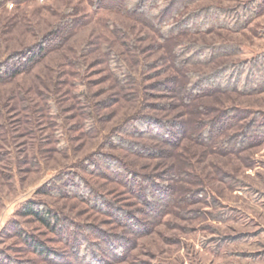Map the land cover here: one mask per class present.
<instances>
[{
  "label": "rangeland",
  "instance_id": "374dc122",
  "mask_svg": "<svg viewBox=\"0 0 264 264\" xmlns=\"http://www.w3.org/2000/svg\"><path fill=\"white\" fill-rule=\"evenodd\" d=\"M115 1H107L111 6L100 10L93 7V0H22L0 5V62L20 51L37 52L42 41L54 43V36L61 34L58 27L74 21L61 35L64 41L55 47L49 43L51 49L30 70L0 83V264H78L72 249L54 231L19 215L30 202L81 224L84 235L92 238L83 248L94 250L102 264H264V137L254 135L240 144V137H233L253 122L264 127V89L214 91L186 105L182 85L192 77L174 68L168 45L151 23L116 9ZM212 6H249L258 14L239 31L220 28L179 39L240 48L239 54L218 65L227 59L254 64V58L264 54V0H200L190 10ZM110 58L128 70L129 76L122 75L124 85L108 68ZM212 69L214 65H197L189 71L202 76ZM219 82L224 81L209 80ZM232 109L237 110L236 125L215 142L206 145L194 138L195 120H210ZM140 113L185 125L178 146L158 142L155 146L164 154L153 157L126 156L108 146L109 135ZM224 140L231 145L226 147ZM103 151L124 156L142 173H167L178 202L159 223L138 214L144 206L120 184L88 175L84 160ZM74 170L88 176L107 197L113 215L54 194L56 176H71ZM172 176L177 179H169ZM200 189L205 194L199 202L180 200ZM121 211L134 212L146 225L144 233L138 236L122 226L115 219ZM16 225L59 257L45 258L27 247L15 233ZM93 229L118 241L106 247L90 234Z\"/></svg>",
  "mask_w": 264,
  "mask_h": 264
},
{
  "label": "trees",
  "instance_id": "16d2710c",
  "mask_svg": "<svg viewBox=\"0 0 264 264\" xmlns=\"http://www.w3.org/2000/svg\"><path fill=\"white\" fill-rule=\"evenodd\" d=\"M8 1L18 4L22 0H0V5H4ZM107 1L109 0H93V7L98 10L107 9L106 6H111ZM198 1L200 0H117L113 4L116 9L123 11V13L131 18L140 22L151 23L152 25H150L154 31L160 34L161 41L168 45V58L169 61L170 59L172 60L174 68L179 72L188 73V76L192 77L189 83L184 82L182 85L184 88L183 98L186 105L196 104L199 97L214 91H239L240 93L249 91V93H253L263 90L264 72L259 74V68L264 70V54L255 57L254 64H248V61L245 60L229 63L227 59L224 63L218 65V62L222 59L239 54L241 52L240 48L238 46L226 45H197L190 41L185 42L179 39L180 36L183 37L187 34L209 32L220 28L232 31L242 30L257 16V10L249 6H239L235 9L212 6L206 8V10H190ZM205 15H207L206 18ZM72 24L74 25L73 20L65 22L62 27L59 26L57 30L61 34L56 35L57 37L54 36V43L52 40L42 41L43 44L37 52L32 53L31 49L28 50L29 54L20 51L8 57V60L13 59V62H9L7 59L0 62V83L6 81L7 78L16 77L25 70H30L41 60L46 51L51 49V46L55 47L60 41L61 43L64 41V37L61 35L65 34ZM118 63L120 62L110 58L108 68L117 77L118 83L124 85L122 81H125V78L129 76V72ZM197 65L208 67L214 65V69H212L213 72L210 74L202 76L199 73L196 74L194 70L189 71L190 68ZM231 72L232 75L228 76ZM234 74L235 77L233 76ZM256 75L259 76V81L257 82L254 81ZM211 79H221L224 82L210 84L209 80ZM131 80L132 83L135 82L134 78ZM163 85L164 88L168 89L165 84ZM236 112V109L223 110L218 116L210 120H195L194 138L202 143L204 142L206 145L215 142L228 129L236 125L238 120ZM90 123L89 130L91 131L94 128H92L91 120ZM254 125L255 123L253 122L243 132L234 134L233 137H240L238 138V144H240V141L244 142L250 139V137L253 138L254 135L264 137V127H256ZM185 131L186 126L182 123L172 124L168 121H163L159 116L140 113L127 119L116 132L109 135L111 143L108 142V146H112L114 150L126 152V156L153 157L164 154L162 150V152H159V149L156 148L155 145H158V142L170 146H178L176 142H179V138L185 134ZM227 139H232V137H228ZM228 140H224L223 142L226 147L231 145V142H228ZM220 145L222 146V144ZM84 163L88 165L85 168L88 175L113 180L120 184L130 197L138 199L140 204L144 206V209L138 211V214L143 213L150 220H154V223H159L167 211L178 202L175 189L167 183L166 172L164 173L165 175L161 174L162 177L159 174L142 173L129 161H126L124 156L104 151L93 154L90 158L85 159ZM70 174L71 176L60 173L56 176L54 179L56 186L54 194L85 201L96 211L113 215L111 210L114 209V206L94 186L88 176L84 177L80 172H76L75 170L70 172ZM175 178V176H172L169 179ZM204 194L205 190L200 189L189 193L180 200L186 203H195L199 202L201 195ZM159 201L163 204L159 205ZM116 214L115 219L130 232L140 236L144 233L143 228L146 230V225L139 220L138 216L134 215V212L121 211ZM19 215L24 218L29 217L33 221L54 231L72 249L71 255L76 258L78 264H102L103 260L95 255L94 250L88 247L83 248L85 244H89L88 240L92 238L84 235L85 229L82 228L81 224H75L72 220L62 216L60 212L53 210L51 207L39 206L34 202L27 203L19 212ZM18 226H15V233L21 237L27 247L33 248L45 258H49L52 255L56 258L59 257L57 251L49 250L45 245L38 243ZM90 234L99 239V241L101 240L106 247H110L112 243L118 241L117 238H113L109 234L104 235L101 233L102 236L98 235L94 229ZM90 243L95 246L93 242ZM115 253L113 251L110 255L114 257L116 256Z\"/></svg>",
  "mask_w": 264,
  "mask_h": 264
}]
</instances>
